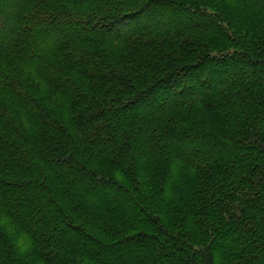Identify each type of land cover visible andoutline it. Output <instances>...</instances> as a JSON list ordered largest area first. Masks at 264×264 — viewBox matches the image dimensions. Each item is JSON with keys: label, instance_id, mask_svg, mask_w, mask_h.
Returning a JSON list of instances; mask_svg holds the SVG:
<instances>
[{"label": "trees", "instance_id": "16d2710c", "mask_svg": "<svg viewBox=\"0 0 264 264\" xmlns=\"http://www.w3.org/2000/svg\"><path fill=\"white\" fill-rule=\"evenodd\" d=\"M0 264H264V0H0Z\"/></svg>", "mask_w": 264, "mask_h": 264}]
</instances>
